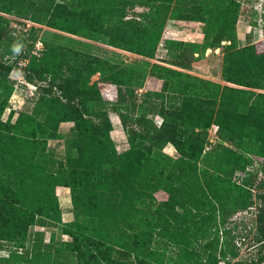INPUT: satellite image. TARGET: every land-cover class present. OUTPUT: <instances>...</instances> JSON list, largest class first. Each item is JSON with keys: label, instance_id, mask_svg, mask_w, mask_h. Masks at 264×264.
I'll list each match as a JSON object with an SVG mask.
<instances>
[{"label": "rangeland", "instance_id": "rangeland-1", "mask_svg": "<svg viewBox=\"0 0 264 264\" xmlns=\"http://www.w3.org/2000/svg\"><path fill=\"white\" fill-rule=\"evenodd\" d=\"M57 1L0 0V62L17 64L24 58V69L33 63L44 71L43 79L30 66L27 73L11 69L0 76V121H20L15 126L0 123V195H10V188L22 185L24 202L37 205L49 196L50 182L73 171L82 184L84 211L89 214L82 218L85 226L99 228L92 215L95 206H121L118 210L115 205L116 212L102 230L115 248L132 253L134 264H212L213 259L217 264H254L259 257L258 264H264L259 232L264 223V171L257 161L249 160L254 153L264 154V98L256 94L264 88L229 83L217 67L225 52L237 49L244 67H264V54L245 62L256 42L260 46L254 53H264L258 8L264 0H102L111 6L103 14V27L109 32L98 30L95 37L85 26L80 34L60 29L58 25L68 20L54 10ZM20 20L31 24L23 30ZM171 22L203 34L202 41L166 39L184 37L173 33ZM30 27L34 29L29 31ZM120 27L130 45L141 44L146 50L150 49L143 41L147 36L140 29L162 31L154 53L125 49L129 44L121 41L122 48L110 44L108 37L118 38ZM239 31L246 32L244 39L238 38ZM230 40L231 45L225 44ZM17 46L19 52L14 50ZM86 67L102 73L94 71L86 80ZM121 72L123 83H118L115 79L120 80ZM111 74L114 80L106 79ZM67 79L79 84L68 85ZM63 80L66 90L80 86L85 100L90 97L86 85L96 84L91 90L92 110L84 115L95 125L82 122L70 107L65 88L60 89ZM216 83L255 92L221 95ZM182 102L189 111L220 112L231 129L220 132L215 124L204 129L172 122L169 112L183 107ZM106 116L111 122L108 131L103 123ZM165 124L169 126L163 131ZM172 132L201 138L194 142L197 147L204 145L202 158L194 162L181 157L168 141ZM132 145L141 148L144 156L124 157ZM56 192L60 220L39 218L28 228L24 246L0 240V256L18 249V259L24 260L32 239L42 236L59 263L76 261L64 244L72 238L68 223L77 219L71 187L61 185ZM160 213L171 217L168 230L155 228L147 245L135 244ZM174 232L180 242L170 240Z\"/></svg>", "mask_w": 264, "mask_h": 264}, {"label": "trees", "instance_id": "trees-1", "mask_svg": "<svg viewBox=\"0 0 264 264\" xmlns=\"http://www.w3.org/2000/svg\"><path fill=\"white\" fill-rule=\"evenodd\" d=\"M35 1V0H34ZM171 1V0H168ZM56 5L59 7H55L54 10L58 12L60 15L63 14V16L66 17L68 20V23L65 25H58L61 26L60 29L80 34L82 32V28L85 26L87 28H90L93 33L88 34L89 36H97L96 33L98 30L103 32L104 34H108V29L103 27V14L107 13L108 9L111 8V6L104 5L102 3V0H58ZM97 6L99 9V12L97 11ZM227 12H232L230 9H228ZM83 14L85 16H83ZM87 19V20H84ZM84 20V21H83ZM56 25V23H55ZM121 24L120 26H122ZM124 28V26H123ZM34 27H30L29 31H32ZM143 31V34L147 36L146 39H144L145 46H148L150 49L146 50L142 48V45H130L128 43L129 41L123 37V31L122 27H120L118 38L108 37L109 43L118 47L121 46L123 42L129 44L125 45L123 48L128 50H137V52L142 53L144 55H152L155 50V46L159 42L160 36L162 34V31H152L148 29L147 27H144L140 29ZM222 39V38H221ZM219 40V42L221 41ZM229 40V39H228ZM120 41L122 43H120ZM128 41V42H127ZM232 41L230 40V45ZM259 42L254 43L255 45L251 48V53L248 55L250 59L245 60V62L251 63L254 59L257 60V58H261L264 54L263 52L261 54H255V47H259ZM228 44V45H229ZM219 46V44L217 45ZM230 48V47H229ZM238 50V49H237ZM228 51L224 54V65L222 68L223 72V79L229 83H234L238 85L243 86H249V87H261L264 88V67H244L242 64L244 60L242 61L240 51ZM22 57H25L26 55H21ZM15 64L13 63H3L0 62V76H6L12 69V67ZM29 66L32 70L35 72V76L39 79H43V73L44 71L40 67H34V64L31 63V65L25 66V72L27 73L29 70ZM86 80L88 78V75L90 73H93L94 71L100 70L102 73V70L97 68H89L86 67ZM123 71V70H121ZM118 72V70H117ZM124 72V71H123ZM116 73V72H115ZM123 75L122 72L118 73L119 79H115L116 82L123 83L120 76ZM56 76V75H55ZM190 76V75H188ZM31 79V77H28ZM106 79H113L112 74L110 77ZM114 80V79H113ZM203 82L206 80L201 79ZM68 85L72 82H77L79 84L78 80H72L67 79ZM84 84L86 85V82L84 80ZM218 89H220L222 92L221 95H235L238 93H249L253 94L255 91L245 90L240 87H235L229 84H223L220 83L215 84ZM87 92L88 96H90L87 100L82 99L80 97V86H77V89H70V87L66 90V83L63 80V83L60 85V89L65 88V97L68 99L70 103V107L73 108L77 112V116L79 119L82 120V122H88L92 125H95L91 120L85 119L84 115H89L92 107L90 106V103L93 102V98L91 93V90L96 87V84L94 83L91 85V88L87 86ZM96 89V88H95ZM93 91V90H92ZM96 92V91H95ZM97 94V93H95ZM258 97L264 98V92H256ZM77 97V101H75ZM79 97V98H78ZM181 108H175L169 113V117L171 116V119L166 115V120H171L172 122H179L181 124H191L194 127H200L207 129L212 124H215L217 126V130L220 132H223L227 129H231L230 125L226 123L225 121H222V115L218 111L214 110H187L186 107L182 105ZM104 114L107 115L105 112ZM2 125L7 126H15L20 125V121H17L15 123H5L1 122ZM106 125L107 131L110 130L111 122L110 119L106 116L104 118V122ZM166 126H169L168 124L164 125L163 131H165ZM101 126H97V130H101ZM175 132H172L170 135V138L168 141H170L176 150L179 152L180 156L185 159H191L194 162H197L200 158H202V155L204 154V145H200L197 147V143L199 140L202 139L196 138V137H189L180 135V134H174ZM161 137V136H158ZM163 138V137H162ZM238 138V137H237ZM109 139V137H108ZM154 139V138H153ZM190 144L188 145L187 143ZM102 150L106 152V142L103 141V143H100ZM150 150V149H149ZM123 156L128 158L132 157H138L141 158L144 156V151L135 146L132 145L126 152L123 153ZM251 161H257L261 165V170L264 171V154L262 153H254L253 157L249 159ZM66 169L62 170V173L65 172ZM236 171H233L232 174H234ZM73 171H70L69 175L66 177L62 175L61 181H56L55 183L50 182L48 184V189L46 190V195L48 194L46 199L42 203H39L37 205H27L24 202V194L21 187L22 185H19L16 189L13 187L10 188V195H8L6 192L1 193L0 195V240H8L10 242H13L12 245L16 246H24V242L26 239V235L28 233V228L31 225H35L38 223L39 218L41 217H51L56 218L55 216H58V219L60 220V212H59V202H58V195H57V188L61 185H66L71 187V198L73 202V208L76 214L77 219L70 221L68 224L70 226V230L68 233L71 235L70 241H65L64 244H66L67 249L74 254L76 261L74 263H66V264H134L133 260L131 259L132 253H124L121 252L120 249L115 248V244L109 237L104 233L102 230V226L107 225L106 223H109V219L113 216V213L116 212V207L118 210H120L121 206L119 204L110 205L109 207H105V203L99 207L93 208V216L98 220L99 224V230H93L90 229L87 225L85 226L83 223L84 217H87L89 214L84 211L85 203L81 197L80 188H82V184L74 178ZM144 194L143 192L139 194L138 196H141ZM166 206L172 207L170 201L164 202ZM111 208V209H110ZM120 216L124 219L125 217L128 220L129 216L126 215L124 212H120ZM160 216H158V221L151 222L149 225V228H144V238L142 240H138L135 242V244L141 245H147L148 241H152L153 233L155 232L154 229L158 228V231L160 232V229H166L168 230L167 225L169 224V221L171 220V217H163V214L160 213ZM93 218V219H95ZM161 218H164L161 219ZM264 218V213H263ZM95 219V220H96ZM145 225V224H144ZM147 226V225H146ZM101 228V230H100ZM88 230H92L90 233ZM157 232V233H159ZM259 232L261 234L262 246H264V223L260 227ZM38 234H41L36 232ZM181 234V233H180ZM168 235V234H166ZM185 235H180L181 237ZM179 235L177 233H173V237H170V240H176L177 242H180ZM185 246V245H183ZM182 245L180 246V248ZM2 248V245L0 244V249ZM134 252H137V248L135 247ZM182 249H180L179 253ZM18 249H10V252L7 256H0V264H61L59 263L53 256V252L51 249H49L47 246L43 243V237L37 236L35 239H32V243L30 248L27 250V257L24 260H20L17 257ZM120 254V255H119ZM136 258L139 257L135 253ZM257 260H261L259 257ZM214 263L217 264L216 260L213 259ZM142 263L141 261H139ZM258 261H255L254 264H258ZM189 264V263H186ZM208 264V263H206ZM233 264H244L243 262L233 263Z\"/></svg>", "mask_w": 264, "mask_h": 264}, {"label": "crops", "instance_id": "crops-1", "mask_svg": "<svg viewBox=\"0 0 264 264\" xmlns=\"http://www.w3.org/2000/svg\"><path fill=\"white\" fill-rule=\"evenodd\" d=\"M170 25H171V30L174 31L173 32L174 34L180 32V33H182L184 35V37H182V38L179 37L178 38V37L173 35L171 37H166V39L170 38V39H173V40H183L185 42H201L202 41L203 34L199 33L198 31H193V30H190L189 28H186V27L185 28L184 27L183 28L182 27L181 28L177 27L176 24L174 25V24H172V22H171ZM248 29H249V27H247L246 30H248ZM245 34H246L245 31H239L238 38L240 40L244 39L245 38ZM259 35H260L259 40H262L261 39L262 33H260ZM229 43H225V44H229ZM219 58H220V55H219ZM217 65H218L217 67H220V70H219V72H220L222 70L223 65H224V61H223L222 58H220V60H218Z\"/></svg>", "mask_w": 264, "mask_h": 264}, {"label": "built area", "instance_id": "built-area-1", "mask_svg": "<svg viewBox=\"0 0 264 264\" xmlns=\"http://www.w3.org/2000/svg\"><path fill=\"white\" fill-rule=\"evenodd\" d=\"M264 2V1H263ZM262 2V4H261V2H259V4H260V6L258 7L260 10H259V12H261L260 13V16H261V26H262V31H263V33H264V3ZM30 22L29 21H27V20H20V27L22 26L23 27V30H26L29 26H30ZM27 26V27H26ZM25 64V59L24 58H22L21 60H19L18 62H17V64H15L13 67H12V70H14L15 72H23V70H24V67H23V65ZM23 69V70H22Z\"/></svg>", "mask_w": 264, "mask_h": 264}, {"label": "clouds", "instance_id": "clouds-1", "mask_svg": "<svg viewBox=\"0 0 264 264\" xmlns=\"http://www.w3.org/2000/svg\"><path fill=\"white\" fill-rule=\"evenodd\" d=\"M14 50L17 51V52H19L20 51L19 46H17Z\"/></svg>", "mask_w": 264, "mask_h": 264}]
</instances>
